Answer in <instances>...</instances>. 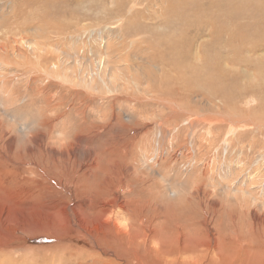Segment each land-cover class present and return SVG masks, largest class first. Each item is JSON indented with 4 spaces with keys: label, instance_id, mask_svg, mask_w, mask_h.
I'll use <instances>...</instances> for the list:
<instances>
[{
    "label": "rangeland",
    "instance_id": "374dc122",
    "mask_svg": "<svg viewBox=\"0 0 264 264\" xmlns=\"http://www.w3.org/2000/svg\"><path fill=\"white\" fill-rule=\"evenodd\" d=\"M263 8L0 0V264H163L118 228L264 264Z\"/></svg>",
    "mask_w": 264,
    "mask_h": 264
},
{
    "label": "bare ground",
    "instance_id": "6f19581e",
    "mask_svg": "<svg viewBox=\"0 0 264 264\" xmlns=\"http://www.w3.org/2000/svg\"><path fill=\"white\" fill-rule=\"evenodd\" d=\"M248 2V1H247ZM166 3V2H165ZM164 3V4H165ZM217 4V3H216ZM111 7V6H110ZM178 7H179V5H178ZM175 8V7H174ZM180 8V7H179ZM264 9V8H263ZM171 10V9H170ZM129 11V10H128ZM257 16V15H256ZM111 17V16H110ZM206 17V16H205ZM218 19V18H217ZM111 24V23H110ZM125 27H127V26H125ZM142 28V27H141ZM106 29H108V30H106V34H107V40H108V37H109V35L111 34V31L109 30V27H106ZM29 30H31V29H28V30H25V29H23V32L25 31H29ZM22 31V30H21ZM142 31V30H141ZM22 32V33H23ZM57 32V31H56ZM27 34V33H26ZM240 38V37H239ZM22 39H24V37L22 36ZM21 39V40H22ZM240 40H242L241 38H240ZM17 40H15V38H13L12 39V42H16ZM106 41V40H105ZM104 41V42H105ZM19 42V41H18ZM21 42H24V43H29V42H27V41H25V40H23V41H21ZM107 42V41H106ZM238 42V41H237ZM35 43V42H34ZM251 43V42H250ZM107 44H109L108 42H107ZM26 45V44H25ZM35 46H37V43L36 44H34ZM105 45V44H104ZM251 45H253V44H251ZM256 46V45H255ZM253 47V46H252ZM262 47V46H261ZM105 48H106V51H105V54L106 55H103L102 56V58H100V61L98 60L97 61V66L99 67L98 68V70L100 69V72L102 73L101 74V76H100V78L101 79H104L103 78V75H106L107 74V76H109L110 77V75H109V70L112 68L111 67V61L110 62H108V57L110 56V52H112V50L111 49H109L108 48V46L106 45L105 46ZM41 50V49H40ZM108 52V53H107ZM96 60V59H95ZM110 60V59H109ZM89 66V68H88V72H91L92 74H95V73H97V71H96V68H95V65L93 66V65H88ZM87 66V67H88ZM112 77V76H111ZM115 88V87H114ZM101 187V186H100ZM108 187V186H107ZM109 188V187H108ZM105 190V189H104ZM109 191V190H108ZM105 192V191H104ZM103 191H101L100 193H98L99 195V201L100 202H104L103 200H102V196H103V193H104ZM106 194H109V193H106ZM91 198V197H90ZM107 199V198H106ZM115 200V199H114ZM113 202V201H112ZM105 203V202H104ZM124 203V202H123ZM108 204V203H107ZM110 204V203H109ZM85 206V205H84ZM111 207V206H110ZM135 207V206H134ZM107 208V207H106ZM112 209V208H111ZM120 210H121V207L119 208ZM124 208H122V210H123ZM147 209V208H146ZM103 210V209H102ZM116 210V209H115ZM106 212V211H105ZM97 213V212H96ZM101 213V212H100ZM111 213H112V211H111ZM111 213H109V215L111 214ZM93 214H94V212H93ZM145 214V213H144ZM129 215V214H128ZM111 216V215H110ZM109 216V217H110ZM95 217V216H94ZM112 217V216H111ZM111 217H110V220H111ZM260 217V216H259ZM92 218V217H91ZM113 218H114V216H113ZM131 219H132V217H131ZM109 220V221H110ZM125 220V219H124ZM90 221V220H89ZM105 221V220H104ZM123 221V220H122ZM126 221V220H125ZM130 222V221H129ZM127 224L125 223V226H126ZM127 226H129V225H127ZM136 227V226H135ZM132 228V227H131ZM118 229H120L121 230V228H118ZM126 229V228H125ZM135 229V228H134ZM118 231V234H120V238H118V236L116 237V239L118 240V243L122 246V247H124V248H126V250L127 249H129V251H134V252H139V250L141 251L140 252V256L141 255H145V254H151V258H153V259H158V261L161 263V262H163V264H229L230 262H231V258H227V256H222L220 253H219V251H218V253H216L215 255H213L212 254V252L209 250H203L202 248L200 249L199 248V250H197L196 248H191L190 250H189V252L187 253V248L186 247H182V248H180V247H178L177 245L178 244H173V245H171V246H168V244H162V242L161 241H159V240H156L154 237H152L154 240H155V242H153V241H150L149 243L147 242V238H144L143 236H147V235H145L144 233H142V236L141 237H139V236H135V235H133V234H127V235H124V233H122L121 231H123V230H121V231ZM128 230H130L131 231V229H130V227H129V229ZM151 232V231H150ZM144 234V235H143ZM149 237V236H148ZM242 238H244L243 236H241ZM96 238H98V237H96ZM238 238V237H237ZM237 238H234L235 240V243H242L243 241H242V238H241V242H238L237 241ZM246 238H248V237H246ZM99 239V238H98ZM181 239V238H180ZM247 240H250L249 238L247 239ZM182 241V240H181ZM246 241V240H245ZM209 242V241H208ZM211 242V241H210ZM172 243V242H171ZM176 243V242H175ZM182 243V242H181ZM181 243H179V244H181ZM113 244H115V242L113 243ZM200 244V243H199ZM206 244V243H205ZM211 244V243H210ZM112 245V244H111ZM185 245V244H184ZM113 246V245H112ZM192 246V245H191ZM197 245H194V247H196ZM205 246V245H204ZM105 247V246H104ZM200 247V246H199ZM250 247V243L248 242V243H246L245 245H244V247H243V250H244V252L246 253V250L248 249ZM108 248V247H107ZM113 249H114V247H113ZM112 249V250H113ZM109 250V249H108ZM115 251V250H114ZM113 251V252H114ZM133 252V253H134ZM138 252H137V254H138ZM136 254V255H137ZM217 255V256H216ZM134 257H135V255H134ZM148 257V256H147ZM133 258V257H132ZM131 258V259H132ZM136 258V257H135ZM140 258V257H139ZM82 259V258H81ZM138 259V258H137ZM226 259V260H225ZM133 260V259H132ZM135 260V259H134ZM78 263V262H77Z\"/></svg>",
    "mask_w": 264,
    "mask_h": 264
}]
</instances>
